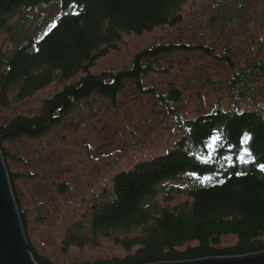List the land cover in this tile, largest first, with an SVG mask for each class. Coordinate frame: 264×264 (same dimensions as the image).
I'll return each instance as SVG.
<instances>
[{
	"label": "trees",
	"instance_id": "trees-1",
	"mask_svg": "<svg viewBox=\"0 0 264 264\" xmlns=\"http://www.w3.org/2000/svg\"><path fill=\"white\" fill-rule=\"evenodd\" d=\"M42 1L49 0H0V109L11 114L8 121L0 119V148L7 166L8 159L16 155L5 143L41 137L95 93L116 103L133 82L139 91L156 94V89L144 85V79L161 71L154 64L162 55L195 52L224 61L234 71L226 97L216 98L213 112L188 120L177 115L180 121L175 132L182 129L183 133L174 146L113 176L109 185L93 194L91 205L67 224L61 240L64 249L98 247L110 240L124 253L72 264H151L264 251V172L258 167L264 163V54L238 68L229 46L217 54L210 45L159 40L137 52L130 67L93 73L99 59L118 49L123 35L179 26L192 0H75L80 15L64 13L53 33L24 32L21 26ZM56 1L70 11L71 0ZM239 2L217 1L210 24L226 25L242 17L249 5ZM260 45L264 48V40ZM53 83H63V87L43 100L39 112L14 110L16 104ZM248 92L258 94L256 106H234ZM180 95L179 89L171 88L158 99L172 111L170 106ZM224 99L230 103L225 109L221 105ZM216 133L223 141L211 162L204 163L200 157L208 155L205 145ZM246 133L252 137L247 145L241 143ZM245 147L255 164L239 162ZM8 171L29 251L38 264H64L40 254L30 241L28 213L22 209L14 185L24 174ZM190 172L212 180L202 183L189 176Z\"/></svg>",
	"mask_w": 264,
	"mask_h": 264
},
{
	"label": "rangeland",
	"instance_id": "rangeland-1",
	"mask_svg": "<svg viewBox=\"0 0 264 264\" xmlns=\"http://www.w3.org/2000/svg\"><path fill=\"white\" fill-rule=\"evenodd\" d=\"M217 1L220 0H192L186 6L183 22L177 27L156 29L143 35H123L118 49L99 59L92 72L128 68L137 52L159 40L210 45L217 54H222L223 48L229 46L238 68L261 53L259 57H263L260 42L264 40V0H240L249 5L242 17L226 25L222 22L211 25L210 16ZM66 12L56 0L42 1L30 12L21 30L31 35L46 33L53 21H58ZM14 17L19 19L20 15ZM154 65L161 71L149 74L144 85L156 89L157 96L139 91L130 82L118 95L116 103L95 93L41 137H21L5 143L16 155L8 159V166L5 162L7 170L25 175L16 178L14 185L22 209L28 213L30 241L40 254L64 264L122 255L124 251L110 240H103L98 247L64 249L61 240L67 224L91 205L93 194L109 185L118 172L167 153L183 133L182 129L175 132L180 119L213 112L216 98L227 93V82L234 72L226 62L195 52L165 54L157 58ZM211 80L222 84L208 83ZM62 87L63 83L48 85L16 104L14 110L35 114L43 100ZM171 88L181 91L180 100L170 106L172 111L164 108L158 99V95H166ZM200 94L202 98L198 97ZM256 101L258 94L248 92L237 99L234 106L255 107ZM221 105L225 109L230 103L224 99ZM10 118L9 110L0 109L1 121ZM42 216L45 218L40 220ZM260 252L264 251L254 253Z\"/></svg>",
	"mask_w": 264,
	"mask_h": 264
},
{
	"label": "water",
	"instance_id": "water-1",
	"mask_svg": "<svg viewBox=\"0 0 264 264\" xmlns=\"http://www.w3.org/2000/svg\"><path fill=\"white\" fill-rule=\"evenodd\" d=\"M0 148V264H37L28 251L24 229H21L14 194ZM12 194V195H11ZM154 264H264V252L246 256L205 258L193 261Z\"/></svg>",
	"mask_w": 264,
	"mask_h": 264
},
{
	"label": "snow or ice",
	"instance_id": "snow-or-ice-1",
	"mask_svg": "<svg viewBox=\"0 0 264 264\" xmlns=\"http://www.w3.org/2000/svg\"><path fill=\"white\" fill-rule=\"evenodd\" d=\"M68 7H69L70 11L66 12L65 15H76V16L80 15V12L77 10L78 5L76 4L75 0H71ZM58 27H59V21H53V23L49 26L48 31L44 35L47 36L49 33H53L54 30L58 29ZM41 39H43V37ZM251 139H252L251 135L246 133L244 135L241 143L247 145L251 142ZM222 141H223V138L221 137V135L219 133H216L215 135L210 136L209 140L207 141V143L205 145V147L208 150V155L207 156H201L200 160L204 163L211 162L212 155L218 151ZM227 159H230V157H228ZM238 159H239V162L243 163V164H248V163L255 164L256 163L255 159L252 156V153L248 147H245L243 149V153L238 157ZM258 167L262 172H264V163H260L258 165ZM238 174H240V173H238ZM188 175L194 177L195 179L201 181L202 183H204V182L210 183L212 180V177H210V176L201 177L195 172H190V173H188Z\"/></svg>",
	"mask_w": 264,
	"mask_h": 264
},
{
	"label": "bare ground",
	"instance_id": "bare-ground-1",
	"mask_svg": "<svg viewBox=\"0 0 264 264\" xmlns=\"http://www.w3.org/2000/svg\"><path fill=\"white\" fill-rule=\"evenodd\" d=\"M240 4H245V2L244 1H240L239 2ZM247 5V4H246ZM152 44V43H151ZM150 44V45H151ZM2 151V150H1ZM1 155H2V157H3V154L1 153ZM4 159V158H3ZM8 171V170H7ZM6 177H7V179H8V185H9V188H10V185H11V193H13V189H12V183H11V181H10V176H9V171H8V174H6ZM12 195V194H11ZM15 205H16V208L18 209V205H17V202H16V200H15ZM17 215H18V218H19V222H20V226H21V229H23L24 227H23V224H22V219H21V214H20V212H19V209L17 210ZM27 239V238H26ZM27 242H28V240H26ZM28 247H29V243H28ZM28 251H29V249H28ZM30 252V254L32 255V253H31V251H29ZM32 257H33V255H32ZM33 259H34V257H33ZM34 261L36 262V260L34 259ZM37 263V262H36ZM38 264V263H37Z\"/></svg>",
	"mask_w": 264,
	"mask_h": 264
}]
</instances>
